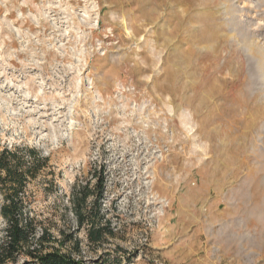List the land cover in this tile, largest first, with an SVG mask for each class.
<instances>
[{"label":"rangeland","instance_id":"374dc122","mask_svg":"<svg viewBox=\"0 0 264 264\" xmlns=\"http://www.w3.org/2000/svg\"><path fill=\"white\" fill-rule=\"evenodd\" d=\"M15 146L46 158L30 214L87 264H264V0H0ZM99 177L97 245L71 199Z\"/></svg>","mask_w":264,"mask_h":264},{"label":"trees","instance_id":"16d2710c","mask_svg":"<svg viewBox=\"0 0 264 264\" xmlns=\"http://www.w3.org/2000/svg\"><path fill=\"white\" fill-rule=\"evenodd\" d=\"M46 158L33 147H4L0 150V216L4 221L0 236V264H87L80 256L79 240L73 234L56 238L40 226L30 214L25 187L45 165ZM104 181L99 177L92 192L94 200L87 207L84 193L72 197L78 228H83L90 244H101L113 234L100 212ZM40 232H37V228ZM95 264H121L118 258H106Z\"/></svg>","mask_w":264,"mask_h":264},{"label":"bare ground","instance_id":"6f19581e","mask_svg":"<svg viewBox=\"0 0 264 264\" xmlns=\"http://www.w3.org/2000/svg\"><path fill=\"white\" fill-rule=\"evenodd\" d=\"M250 50V49H249ZM260 73V72H259ZM263 73V72H262Z\"/></svg>","mask_w":264,"mask_h":264}]
</instances>
